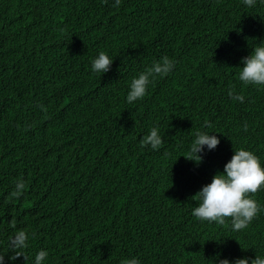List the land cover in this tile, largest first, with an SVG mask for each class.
Listing matches in <instances>:
<instances>
[{
    "label": "trees",
    "instance_id": "obj_1",
    "mask_svg": "<svg viewBox=\"0 0 264 264\" xmlns=\"http://www.w3.org/2000/svg\"><path fill=\"white\" fill-rule=\"evenodd\" d=\"M0 264H264V0H0Z\"/></svg>",
    "mask_w": 264,
    "mask_h": 264
}]
</instances>
